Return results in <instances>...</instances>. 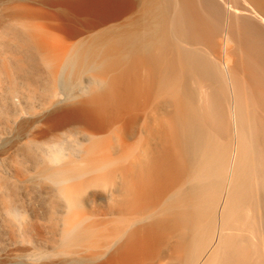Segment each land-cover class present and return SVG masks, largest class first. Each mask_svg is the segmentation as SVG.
I'll use <instances>...</instances> for the list:
<instances>
[{
  "label": "bare ground",
  "instance_id": "obj_1",
  "mask_svg": "<svg viewBox=\"0 0 264 264\" xmlns=\"http://www.w3.org/2000/svg\"><path fill=\"white\" fill-rule=\"evenodd\" d=\"M243 1L0 0V264H264Z\"/></svg>",
  "mask_w": 264,
  "mask_h": 264
},
{
  "label": "rangeland",
  "instance_id": "obj_2",
  "mask_svg": "<svg viewBox=\"0 0 264 264\" xmlns=\"http://www.w3.org/2000/svg\"><path fill=\"white\" fill-rule=\"evenodd\" d=\"M219 7H221V8H224L225 10H226V12H227V16H226V19H223L224 20V23L226 22V24H223V26L224 25H226L227 26V22L228 23H232L233 25H235L234 26V28H232V29H237V27H239L240 26V24H241V26L239 27V28H241L242 26H243V24L245 25L246 23V26L248 25L249 27L250 26H252V27H248L249 29L247 30V27L245 26V28H243V29H245V30H247V31H251V28H254V26L253 25H255V28H256V26H257V28H259V30L261 31V27L262 26H260L261 25V23L260 22H256L255 20H254V18H252V17H250V16H246L247 17V19H246V17H244L243 18V15H239V16H237V15H234V13H233V11L231 12V10H228V8L229 9H231V7L232 8H234V7H239L240 9H242V8H244L245 7V2L243 1V0H224L225 1V4L224 5H222V4H220L219 3V0H213ZM199 2H200V0H199ZM255 5V4H254ZM202 8V10L205 12V10H204V8L203 7H201ZM225 17V16H224ZM237 17L239 18V19H237ZM240 17H242V18H240ZM228 18V19H227ZM248 18H249V20H248ZM229 19H231V22H230V20ZM225 20H227V21H225ZM243 20V21H242ZM245 21H247V22H245ZM236 22H237V25H236ZM238 22H239V24H238ZM241 22V23H240ZM243 23V24H242ZM252 23H254V24H252ZM252 24V25H251ZM228 25H230V24H228ZM239 25V26H238ZM225 26V27H226ZM230 28L231 27H233L232 25H230L229 26ZM255 28L254 29H252L253 31L252 32H254V34L253 33H251L250 31V34L252 35H258V34H260V31H258V29H256L258 32H256V30H255ZM247 31H245L246 33H247ZM255 33H257V34H255ZM248 34V33H247ZM259 36L260 35H258V38H257V36L255 37L256 39H259ZM254 37V36H253ZM245 57V56H244ZM244 59H246V57L244 58ZM246 61H248V58H247V60ZM247 67H248V65H247ZM247 67H245L247 70H248V68ZM250 67V66H249ZM258 67V66H257ZM256 67V68H257ZM254 68H255V66H254ZM247 70H246V72H247ZM249 73V72H248ZM253 91H254V89H253ZM253 105H254V103H252ZM252 105V106H253ZM257 112V111H256ZM257 113H259V111L257 112ZM260 114V113H259ZM258 114V115H259ZM260 116V115H259Z\"/></svg>",
  "mask_w": 264,
  "mask_h": 264
}]
</instances>
